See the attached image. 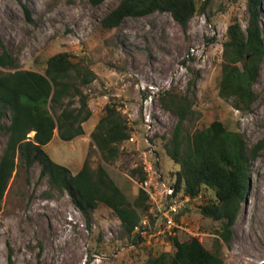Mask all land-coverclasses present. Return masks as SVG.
I'll list each match as a JSON object with an SVG mask.
<instances>
[{"label":"rangeland","instance_id":"obj_1","mask_svg":"<svg viewBox=\"0 0 264 264\" xmlns=\"http://www.w3.org/2000/svg\"><path fill=\"white\" fill-rule=\"evenodd\" d=\"M118 3L0 0V54L6 48L18 69L45 72L50 57L67 52L85 59L97 75L84 89L93 113L84 124L85 135L64 142L56 133L46 152L56 163L78 173L90 151L91 134L105 106L114 99L131 126L133 140L122 145L120 160L106 166L107 170L133 202L141 182L132 172L142 169L147 173V168L151 193L166 206L171 200L168 190L175 184L179 169L168 157L166 143L178 118L162 109L161 99L167 98V91L187 95L194 102L195 113L186 122V132L221 121L244 137L248 149L263 145L250 162L247 197L234 225L232 242L222 247L221 254L223 264H264V60L250 111L236 110L231 101L219 96L218 89L227 29L235 19L246 27L247 0H214L204 14L190 21L187 30L170 13L128 18L116 29H103L101 19ZM262 9L264 30V3ZM4 123L8 125L10 118ZM6 144L7 135L1 131L0 158ZM99 164H103L101 155L93 151L92 166ZM212 198L214 193L204 190L200 197L185 203L180 222L186 230L176 236L181 240L197 237L213 249L221 223L205 218L200 209ZM154 204L149 196L152 213L141 214V222L147 219L150 227L157 212ZM150 235L139 245L123 238L119 220L105 206L93 213L89 226L70 196L51 189L48 180L41 178L36 164L29 172L15 171L4 197L0 264H145L150 254L174 250L168 235ZM134 236L140 234L135 232Z\"/></svg>","mask_w":264,"mask_h":264},{"label":"trees","instance_id":"obj_2","mask_svg":"<svg viewBox=\"0 0 264 264\" xmlns=\"http://www.w3.org/2000/svg\"><path fill=\"white\" fill-rule=\"evenodd\" d=\"M95 4L103 0H92ZM118 5L100 21L105 30L121 26L125 19L143 18L155 13H170L187 30L190 21L204 14L214 0H118ZM264 0H247L246 27L235 19L227 29L223 44V63L218 80L219 96L231 101L238 111H250L257 98L254 85L264 60L262 23ZM28 16L30 15L27 10ZM8 70V71H4ZM97 79L91 65L83 58L63 52L50 57L45 72L18 69L12 55L0 54V132L7 135L6 148L0 158V212L15 171L29 172L39 165L41 178L51 189L67 193L89 226L93 213L107 207L119 220L121 236L134 245L143 237L134 236L147 212L149 196L142 188L132 202L117 186L106 166H113L123 154L122 145L132 137V129L116 100L105 106L91 134V148L81 170L73 174L56 163L45 147L55 134L64 142L85 135L84 124L93 116L89 96L84 89ZM161 99L162 109L178 118L172 137L166 143L168 157L179 166L173 197H200L204 190L214 198L200 206L205 218L221 223L212 250L194 236L180 239L169 236L174 250L157 256L150 254L145 264H223L221 250L231 244L234 225L249 190V169L263 146L248 149L239 132L230 131L221 121L208 127L186 132V122L194 115V102L187 95L167 91ZM6 117L10 123H4ZM34 133V136H29ZM98 151L103 164L92 166V153ZM139 181L147 174L133 170ZM184 210V209H183ZM182 210V212H183ZM181 212V214H182ZM180 221V217L177 218Z\"/></svg>","mask_w":264,"mask_h":264},{"label":"built area","instance_id":"obj_3","mask_svg":"<svg viewBox=\"0 0 264 264\" xmlns=\"http://www.w3.org/2000/svg\"><path fill=\"white\" fill-rule=\"evenodd\" d=\"M130 140H133V137H131ZM144 169L148 173V169ZM151 185V181L147 179L145 182L141 183V188L146 191L148 196L152 197V199L155 201L154 205H156L157 212H155L154 225H151L150 227V225L148 224L149 222H147V219H145L141 222V224H139L135 232L139 233L143 238H146V236L152 233L150 235V238H155L157 237V235L176 236L178 232L185 231L186 228L180 221L177 220V218L181 216V212L184 209L185 203L190 202L192 198L185 197L182 200L175 198L173 197L174 189L169 188L167 197L171 200L167 203L166 206H162L160 204V200L154 199V196L151 193ZM150 213H152L151 209H149L148 211V214ZM148 227H150L151 231L147 230Z\"/></svg>","mask_w":264,"mask_h":264}]
</instances>
